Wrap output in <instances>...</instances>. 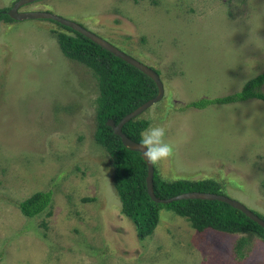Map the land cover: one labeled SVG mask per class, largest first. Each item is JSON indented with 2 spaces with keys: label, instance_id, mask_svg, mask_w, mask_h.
Segmentation results:
<instances>
[{
  "label": "rangeland",
  "instance_id": "rangeland-1",
  "mask_svg": "<svg viewBox=\"0 0 264 264\" xmlns=\"http://www.w3.org/2000/svg\"><path fill=\"white\" fill-rule=\"evenodd\" d=\"M19 10L59 14L159 70L164 96L140 117L163 125L173 146L154 162L160 175L216 178L264 217V100L180 109L264 71V0H37ZM12 19L0 17V264H264L259 236L198 231L172 210L140 238L95 138L92 69L62 52L59 23ZM49 189L46 211H20L17 202Z\"/></svg>",
  "mask_w": 264,
  "mask_h": 264
},
{
  "label": "trees",
  "instance_id": "trees-1",
  "mask_svg": "<svg viewBox=\"0 0 264 264\" xmlns=\"http://www.w3.org/2000/svg\"><path fill=\"white\" fill-rule=\"evenodd\" d=\"M0 17L6 21L13 20L5 8L0 10ZM59 24L65 29L56 33L62 52L68 58L91 68L97 80L99 94L96 98L95 138L111 157L113 182L122 202V212L135 223L139 237L146 238L154 232L161 218V210L166 209L186 218L198 231L212 228L226 233L255 234L264 240V228L225 201L193 198L162 203L151 198L147 189L148 166L145 159L139 151L126 147L121 136L114 133L107 121L113 119L118 123L125 115L155 97L158 94L157 84L140 69L84 34ZM263 84L264 71L247 80L239 91L218 97H202L186 103L180 109L205 108L210 104L249 98L264 100ZM140 115L123 126V132L137 142L140 141V132L150 125V120ZM189 191L225 194L222 182L216 178L168 180L160 175L155 165L154 192L158 197L168 198ZM90 199L87 197L84 200ZM52 200L53 190L49 189L37 191L16 204L25 216L35 217L46 211ZM247 240L246 236H242L235 244V251L240 258L245 256Z\"/></svg>",
  "mask_w": 264,
  "mask_h": 264
},
{
  "label": "water",
  "instance_id": "water-1",
  "mask_svg": "<svg viewBox=\"0 0 264 264\" xmlns=\"http://www.w3.org/2000/svg\"><path fill=\"white\" fill-rule=\"evenodd\" d=\"M34 1H37V0H16L14 5L9 10H7V13L11 16V18H14L17 20L26 19V18H30V19L48 18V19L57 21L63 25H66L68 27H71L72 29L84 34L85 36L90 38L92 41L101 45L108 51L114 53L116 56L122 58L123 60L137 67L138 69H140L142 72L150 76L155 81V83L158 86V94L155 97L149 99L148 101H146L145 103L137 107L135 110L125 115L118 123H116L113 119H109L107 121V124L113 128L114 133L121 136L124 145L132 150L139 151L141 153V156L144 158L139 142L134 141L131 138H129L123 132V126L129 120L136 118L137 116L142 114L145 110H147L149 107H151L153 104H155L156 102H158L159 100L163 98L164 93H165V87L160 77V74L153 67L127 54L126 52L122 51L115 45L111 44L110 42L102 38L101 36L97 35L96 33L90 31L89 29L85 28L84 26H82L81 24L73 20H70L66 17H63L59 14H56L50 11H41V10L20 11L19 10L23 5L34 2ZM145 161L148 166L147 189H148L149 195L154 201L162 202V203H170L172 201L181 200V199H193V198L210 199V200L218 199L221 201H225L231 204L232 206L240 209L248 217L256 221L259 225H261L264 228V218L263 217H261L259 214H257L247 205H245L243 202L235 198H232L228 195H225V194H217V193L201 192V191H189V192H184V193L174 195L168 198L158 197L154 192V171H155L154 162H149L146 159Z\"/></svg>",
  "mask_w": 264,
  "mask_h": 264
},
{
  "label": "clouds",
  "instance_id": "clouds-1",
  "mask_svg": "<svg viewBox=\"0 0 264 264\" xmlns=\"http://www.w3.org/2000/svg\"><path fill=\"white\" fill-rule=\"evenodd\" d=\"M165 134L166 129L161 124H150L140 132L139 145L144 158L149 162L162 160L172 153L173 146L165 141Z\"/></svg>",
  "mask_w": 264,
  "mask_h": 264
}]
</instances>
